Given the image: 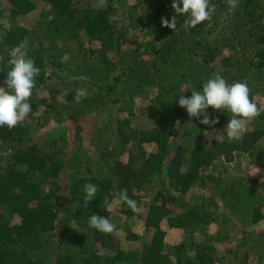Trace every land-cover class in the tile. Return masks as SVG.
Listing matches in <instances>:
<instances>
[{
  "label": "trees",
  "instance_id": "1",
  "mask_svg": "<svg viewBox=\"0 0 264 264\" xmlns=\"http://www.w3.org/2000/svg\"><path fill=\"white\" fill-rule=\"evenodd\" d=\"M210 3L192 28L172 0H0V86L24 40L40 70L28 117L0 127V264H264V111L229 140L227 110L208 126L178 103L219 74L264 108V0Z\"/></svg>",
  "mask_w": 264,
  "mask_h": 264
},
{
  "label": "clouds",
  "instance_id": "2",
  "mask_svg": "<svg viewBox=\"0 0 264 264\" xmlns=\"http://www.w3.org/2000/svg\"><path fill=\"white\" fill-rule=\"evenodd\" d=\"M227 12L224 18L227 19L237 6L238 0H226ZM182 4V7H181ZM98 7L107 6V0H98ZM171 7L177 15H186L184 25L195 28L204 21H210L216 11L215 4L210 0H172ZM161 23L164 27L176 30L177 19L172 17H162ZM6 27V26H5ZM7 60L8 70L6 72L5 85L0 86V127H7L9 130L22 123L32 111L29 103L35 87V78L39 75V68L34 61L27 56V40L20 42L11 48ZM3 57H0L2 60ZM70 59L65 53L61 62H67ZM189 88L182 90L185 91ZM250 88L246 82L227 81L219 74L209 78L203 84L202 91L191 89V96H180L179 106L185 108L189 117L200 118V123L208 126H214L218 119L212 118L208 113L209 107L215 110L225 109L231 113L224 131L229 140L236 139L247 129L246 125L250 119L258 116L264 108L250 99ZM86 89H77L74 100L79 103L81 98H86ZM85 193V205L92 201L98 192L96 185L86 183L83 185ZM114 200L120 203H126L134 212L137 210V203L129 198L127 189H123L114 194ZM108 198H105V205H109ZM90 227L104 234H111L116 230V226L110 218L93 214L88 219Z\"/></svg>",
  "mask_w": 264,
  "mask_h": 264
},
{
  "label": "rangeland",
  "instance_id": "3",
  "mask_svg": "<svg viewBox=\"0 0 264 264\" xmlns=\"http://www.w3.org/2000/svg\"><path fill=\"white\" fill-rule=\"evenodd\" d=\"M39 13H40V7L37 10H35V11L31 12L30 14H28V16H27L28 20L30 22H34L38 18ZM53 126H55V124ZM253 172H255V171H253ZM254 226L256 227V225H254ZM140 228L141 227L138 226L136 229L139 230ZM120 236L124 239V236H125L124 232H120Z\"/></svg>",
  "mask_w": 264,
  "mask_h": 264
}]
</instances>
